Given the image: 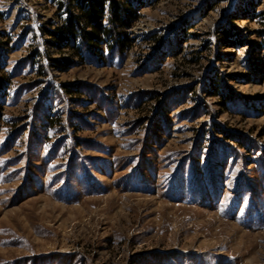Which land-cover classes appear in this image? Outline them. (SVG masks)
<instances>
[{"label": "rangeland", "instance_id": "rangeland-1", "mask_svg": "<svg viewBox=\"0 0 264 264\" xmlns=\"http://www.w3.org/2000/svg\"><path fill=\"white\" fill-rule=\"evenodd\" d=\"M141 15L59 72L55 7L0 0V264H264V0Z\"/></svg>", "mask_w": 264, "mask_h": 264}, {"label": "trees", "instance_id": "trees-1", "mask_svg": "<svg viewBox=\"0 0 264 264\" xmlns=\"http://www.w3.org/2000/svg\"><path fill=\"white\" fill-rule=\"evenodd\" d=\"M45 1L55 7L56 14L61 18L60 25L53 29H43L51 39L47 43L59 52L67 50L70 55L68 58L50 59V63L57 71L64 72L76 65L85 64L88 59L93 62L96 58H104L103 47L110 54L124 53L128 50L133 43L129 30L142 17L141 10L155 5L158 0ZM255 7L256 3L253 8ZM218 34L228 41L232 40L234 45L236 39L229 30L220 28ZM263 34L264 32H258L260 37H263ZM151 40L158 41L154 38ZM2 43L8 45V42ZM74 59H77V62H74ZM215 82H212L208 95L222 97ZM7 88L4 76H0V114L4 108L2 97L6 94ZM69 93L72 94L70 90ZM226 99L223 98L222 104Z\"/></svg>", "mask_w": 264, "mask_h": 264}]
</instances>
